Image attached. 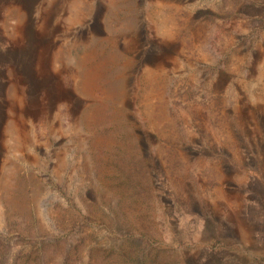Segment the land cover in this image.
<instances>
[{"label": "rangeland", "instance_id": "374dc122", "mask_svg": "<svg viewBox=\"0 0 264 264\" xmlns=\"http://www.w3.org/2000/svg\"><path fill=\"white\" fill-rule=\"evenodd\" d=\"M1 115L0 264H264V0H0Z\"/></svg>", "mask_w": 264, "mask_h": 264}, {"label": "crops", "instance_id": "0c3cea01", "mask_svg": "<svg viewBox=\"0 0 264 264\" xmlns=\"http://www.w3.org/2000/svg\"><path fill=\"white\" fill-rule=\"evenodd\" d=\"M0 118L3 119V116H0ZM8 122H9V121H7L6 123H2V125H4V124H5V125H8Z\"/></svg>", "mask_w": 264, "mask_h": 264}, {"label": "trees", "instance_id": "16d2710c", "mask_svg": "<svg viewBox=\"0 0 264 264\" xmlns=\"http://www.w3.org/2000/svg\"><path fill=\"white\" fill-rule=\"evenodd\" d=\"M1 116H3V115H1ZM3 118H4V116H3ZM148 244V243H147Z\"/></svg>", "mask_w": 264, "mask_h": 264}]
</instances>
